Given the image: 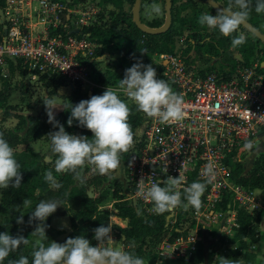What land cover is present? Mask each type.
<instances>
[{
	"label": "built area",
	"instance_id": "obj_1",
	"mask_svg": "<svg viewBox=\"0 0 264 264\" xmlns=\"http://www.w3.org/2000/svg\"><path fill=\"white\" fill-rule=\"evenodd\" d=\"M98 8L90 0H4L0 7L1 72H6L12 60L34 73L76 83L87 81L103 47V38L93 35L94 28H105ZM179 44L159 53L161 68L156 72L158 79L166 80L183 96L185 118L161 124L144 114L138 141L125 159L131 190L124 198L154 213L152 204L137 194L142 178L145 188L153 183L164 186L168 176L178 178L182 172V190L194 181L203 182V168L213 162L216 179L207 185L199 211L191 210L195 225L185 240L179 234L173 241L172 250L181 253L186 246L188 250L195 247L200 219H224L221 213H226L227 226L221 229L228 232L240 226V206H256L252 191L233 178L232 156L243 150L247 140L264 138V71L258 59L226 73L206 69L184 54Z\"/></svg>",
	"mask_w": 264,
	"mask_h": 264
},
{
	"label": "clouds",
	"instance_id": "obj_2",
	"mask_svg": "<svg viewBox=\"0 0 264 264\" xmlns=\"http://www.w3.org/2000/svg\"><path fill=\"white\" fill-rule=\"evenodd\" d=\"M252 10L251 0H229L228 6L219 8L216 14L202 13L198 23L202 27L218 30L222 36L231 37V47L236 48L246 42V35L240 31ZM255 12L264 14V0H256ZM162 8L153 3L149 15H160ZM123 92L128 100L135 103L137 109L148 118L158 119L161 124L179 122L185 118L184 98L172 90L164 79L157 78L156 69L152 64L145 65L137 60L132 67L125 70L123 79H119L118 89L107 87L102 95H94L90 99L81 100L70 106L71 115L68 125L78 121L79 126L93 133L87 136L69 134L55 115L54 99H43L48 115V122L58 131L50 132L51 151L56 156L54 171L61 174H72L80 183L85 180L84 169L91 166L99 175L110 176L121 162V156L128 153L134 146V132L129 123L131 109L125 100L120 98ZM65 110L66 108L63 107ZM243 150L255 153L259 151L256 142L249 139L243 145ZM214 163L209 161L203 168L204 181H194L181 190L184 181L183 173L178 178L168 176L164 186L153 183L145 188L144 179L137 183V194L152 204V211L157 215L172 213L178 207H192L199 211L202 196L206 187L216 179ZM45 179L55 187L57 185L53 171L45 173ZM23 180L21 165L15 157V150L0 134V189L19 188ZM30 201L25 199L27 207ZM63 206L58 200H41L31 212L28 223L36 224L32 235L41 241L48 239L46 221ZM141 211L137 209V215ZM17 223H24L23 213L17 217ZM63 227H67L65 223ZM94 239L98 241L93 246L85 236L69 237L66 242L51 241L49 244L38 243L32 251V264H145V260L130 251L114 247L111 235V224H101L93 229ZM30 243L23 235L13 236L7 232L0 233V264L21 246ZM10 264H29L28 257L21 256ZM228 264V259L224 260Z\"/></svg>",
	"mask_w": 264,
	"mask_h": 264
},
{
	"label": "trees",
	"instance_id": "obj_3",
	"mask_svg": "<svg viewBox=\"0 0 264 264\" xmlns=\"http://www.w3.org/2000/svg\"><path fill=\"white\" fill-rule=\"evenodd\" d=\"M82 1V0H80ZM143 0H141L142 2ZM187 2H191V4L194 6V9L191 11L193 12L195 10L196 1L195 0H186ZM220 4L224 6H228L229 0H217ZM102 3V7H104V4H111L114 7H118L120 10L114 15L112 18L110 24L107 28L103 27H96L93 29V35L97 37H104L107 35H112L114 33H120L121 36L128 40L130 42V45L127 46L125 50V60L123 63H119L116 66V71L119 73V77L117 79L119 83V79H123L125 75V70L132 67L134 63L137 62V60H142V62L147 64H152L153 59L149 55V49L155 50L157 52H163L171 49L170 43L175 41L176 37H180L181 34H175V30L173 29L172 23L170 24L169 28L163 32L160 33H147L140 30L133 21L128 22L126 19L131 17V12H128L124 9V3H131L133 4V0H100ZM140 2V8L142 6V3ZM173 2L172 0V14L174 13L173 10ZM204 3L212 9V11H216L212 6H210L207 2L204 1ZM255 3L256 0H251L252 4V10L251 13H255ZM4 4V0H0V7H2ZM179 8H184L185 3L180 2ZM264 15V14H261ZM141 20L150 26H158L162 24V20H159L158 18H153L151 20L145 21L140 16ZM250 22H252L255 26H257L260 30L264 32V29H262L258 23L252 21V19H248ZM185 22H191L192 24H196L198 28H203L199 23H196L194 19V15H184L181 16L179 19V25L184 24ZM121 24V26H120ZM176 29V28H175ZM240 31H243L246 35L247 39L246 42L236 48L231 47V37H225L220 35L218 37V42H210L208 46H205L207 49L211 50V47H221L225 50H231L238 52L243 59L244 63H248L249 60L252 59L253 55L257 53L260 48L255 47V43L253 42V38L255 40H258V38L249 30H247L245 27H241ZM180 33V31H179ZM248 33V34H246ZM263 45V44H262ZM264 46V45H263ZM262 59L264 60V55L262 56ZM13 61H8V67L7 69H11L13 67ZM17 64L21 65L19 62ZM25 67V66H23ZM26 68V67H25ZM214 68V65L208 66L206 65V69ZM1 69V68H0ZM13 69V68H12ZM1 71V70H0ZM120 71V72H119ZM42 74L41 77H46V74ZM3 76H6L5 74H1ZM55 75H52V77ZM60 77V76H57ZM8 81H4L3 88H8ZM9 95V88L8 93L4 90H0V99H3L2 102L6 101L7 97ZM81 100H87L86 94L83 93L80 90L79 86H75L70 93L69 97L65 98L64 106L66 110L63 108L61 111L55 113L56 119L65 127V130L69 134H74V132H77L81 136H87L91 138L93 136V133L88 130L87 128H82L79 126L78 121H73V125L69 126L67 121L69 116L71 115L70 106L78 104ZM132 115V109L133 104L130 106ZM129 116V117H130ZM40 116H31L30 122L28 127L26 128L27 135L30 137L40 135L41 132L46 126V122L41 121ZM47 115V120H48ZM134 118L132 119V123H134ZM48 126H52V129L55 128L52 124L48 122ZM23 126V124H22ZM43 128V129H42ZM58 129V128H56ZM0 134L3 135V137L9 142V144L14 148L15 150V157L18 160V162L21 165V172L23 176V180L21 182V186L19 188H9L4 189L3 193L5 194V197H2V203L3 207L8 209V218L6 221V229L11 235L15 236L13 233L9 231L10 225L17 224V217L23 213L24 216V225L27 226L29 230L34 231L36 224L39 221H36L33 224H29L28 220L31 215V212L35 209L37 204L41 200H58L62 203L63 206L58 207L57 211L53 214L58 215H68L70 222H71V230L65 234V236L62 238L60 243L66 242V240L69 237L75 238L77 236H85V238L89 239L93 246H96V241L94 239V232L93 229L99 227L101 224H104L107 226V224L110 223L109 221V215L111 214L109 210L103 209L100 207V204L107 200L112 199L114 208H115V214L122 218H127L126 225L122 226L118 223H110L112 226L113 231L115 232L117 237H121L123 239H132L136 242V245L133 244L132 248L130 249V252L133 254L143 258L141 254V250L143 246L146 245L145 239L146 236L152 235V234H159L165 229V219L164 215H157V214H145L143 209L138 208L141 211L140 215H137V207L132 202H129L124 197L125 194L131 190V187L128 185L127 180H124L127 187L124 188V191L122 189H114L110 191L109 193H105L104 190H101L100 192L91 195L87 191V183H85V180L83 183H75L73 179V175L68 174H61L59 175V178L57 179V185L53 187L52 185H48L44 183L45 179V167L48 165L49 162L44 161L42 157V162L44 165L39 166L38 159H33L30 161V164L32 165V168L30 169L28 162L23 159L27 156L28 152L25 150H18L16 148L17 144L22 142V138H19V136L14 133V131L8 130V135L4 134L2 130H0ZM33 139V138H31ZM30 139V140H31ZM128 153H124V166H125V159L127 158ZM35 157H38V154H36ZM233 178L237 182L249 186V187H256V188H262L264 189V152L261 153L257 158L254 159L253 165L247 169L244 170L243 165L240 162L233 163ZM123 182L121 181V185ZM27 199L30 201L29 205L27 207L23 206L22 208H18V203H23L24 200ZM139 204H137L138 206ZM243 214V213H242ZM244 214L248 216L245 211ZM243 214V215H244ZM50 216L48 217L46 224L48 227L46 228V234L48 239L41 241L40 243H44L45 245L49 244L54 239H57L58 235L62 233L61 229H56L53 227L50 222ZM242 222V219H241ZM242 224V228H243ZM175 235H177V230H173ZM22 235V232L21 234ZM23 236L25 237V233H23ZM38 244V243H37ZM33 246H21L19 250L16 252H13L3 261V264H10V261L18 260L21 256L28 257L29 264H32V251L34 247ZM197 246L200 245V242H197ZM184 264H185V260ZM188 264H195L196 260L194 257V254H190L189 259L187 260Z\"/></svg>",
	"mask_w": 264,
	"mask_h": 264
},
{
	"label": "rangeland",
	"instance_id": "obj_4",
	"mask_svg": "<svg viewBox=\"0 0 264 264\" xmlns=\"http://www.w3.org/2000/svg\"><path fill=\"white\" fill-rule=\"evenodd\" d=\"M90 1L91 3L96 2L98 5L101 6V8H98V15H100L99 17L101 18V22H103L105 28H107L114 15L120 9L118 7H114L111 4H104V7H102L101 5L102 3L100 2V0H90ZM195 1H196L195 10L191 12L194 9V6L191 4V2H187L186 0H174L173 2L174 13L172 14V21H171L173 25V29L175 30V34L173 35V37L176 34H181L180 37L175 38L178 39L177 40L178 43L180 42L179 45L181 50L183 51L184 54H188L189 57L199 62L200 65H208V66L214 65L215 69H218L219 71L224 70L225 72H228L229 70H231L232 67L230 68L227 63L234 62L236 57L233 56L232 54L227 55L225 50L222 49L220 46L217 47V49L215 47H211V50L205 47L208 46V44L212 41L218 42V37L221 35L218 30H211L208 29L207 27L198 28L196 24L194 23L192 24L191 22H185L184 24L179 25V19L181 16L184 15L193 14L196 23H198V17L202 13H209L213 15L216 14L215 11H212V9H210L204 3V0H195ZM180 2L185 3L184 8H179L178 5ZM141 3L142 6L140 8V16L142 17L143 20L148 21L153 18H158L159 20H162L163 23L165 18L164 0H143ZM153 3L159 4L161 6L162 13L160 15H156V14L149 15L150 6ZM124 9L127 10L128 12H131L132 10L131 3H124ZM249 19H252V21L258 23L259 26L264 29V21H263L264 19L261 14H257V13L255 14L250 12ZM126 20L128 22H131L132 18L129 17ZM252 40L255 43V47L260 48L259 50L262 51H258L257 53H255L250 62H253L256 59L261 60L262 56L264 55V46H263L264 44L259 39L255 40L253 38ZM172 46L176 47L175 41L170 43V47ZM159 53L161 52H157L155 50L149 49V55L153 59L152 66L155 69L161 68ZM108 60H107L108 63L106 61L107 63L106 67H104L105 71L113 72L115 69L116 58L111 56ZM19 69L23 71V74H21L20 77L11 75V77L14 76L13 78L14 83L16 82V87L12 88L10 92L11 95L10 101L13 102L10 103L12 107H10L8 110V97L4 102H2L3 99H0V130H2L3 133L6 135H8V130L14 131V133H16L19 136V138H22V142L17 144L16 148L19 151L25 150L28 152L27 154L28 157L25 156V158L23 159H25L28 162L30 169L32 168V165L30 164L31 160L38 159L39 166H41L44 165V163L42 162V160L44 159V161L49 162L48 165H46L45 167V172L52 170L53 175L57 181L60 173H56L54 171V161L56 159V156L52 153L51 148L50 149L47 148L50 141L46 142V140H50L49 137H47V135L50 132L58 131L59 129L56 128L52 129L51 127V129L48 130V132H46L45 137L44 136L42 137L44 139H38L39 137L42 136V134L30 137L29 135H27L25 129L27 125L22 128V124L24 123L28 124L30 122L31 116L41 115L40 117H38V119L40 118L41 121L43 120L44 116H47L46 107L44 105L43 99H54L56 102V106L60 107L58 109H55L54 111L55 113L59 112L63 106L65 97L71 88H60L59 86L66 83V81L63 80L62 78L59 77L57 78V76L52 77L51 75V76L31 79L27 75L24 76V74H28L27 70H25L27 68L23 69L21 67ZM10 72L7 69L6 72H4L6 76H3L1 74L4 73L0 71V90H4L7 93H8V88L7 89L3 88L4 86L3 84L5 80L8 81ZM96 74L97 73L94 70H91L87 81L81 83L74 82L75 86H79L80 88H82L81 90L83 92H86L88 99H90L94 95H102L103 92L107 89V87L118 89V85H119L117 81L119 77L118 72H115L114 76L110 79L108 78L105 79L106 72L103 75L99 74L98 77H96ZM21 83H25V86L22 85ZM92 83H98L99 85L97 84V86L95 87V85ZM101 89H103V91ZM54 92L56 94H52ZM119 95L120 98L122 100H125L129 106L133 104L132 115L129 117V123L131 124L133 132L135 134L134 136V141H135L134 145H135L138 141V136L139 133L141 132V128L143 125L144 113L139 111L135 103L128 100V98L126 97V95H124L123 92H120ZM133 118L135 119L134 123H132ZM74 134L79 135L77 132H74ZM36 154H38V157H35ZM44 154L46 155L45 157H47V159L44 158ZM260 154H261L260 152L257 153L254 159L257 158ZM245 156H248L245 160L246 164L244 165L245 168L244 170H247L253 165V162L251 161V158L249 156V151L242 150L241 157L244 158ZM123 157L124 154H122L121 156L120 166L115 171H113L110 174V176L99 175L98 173L92 170L91 166L85 167L84 169L85 183L88 182L87 191L89 194L94 195L101 190H104L105 193H110V191L116 188L120 190L122 189V191H124V188H128L124 181L126 180V176L124 172ZM121 181L123 182L122 185H121ZM74 182L78 183L79 181L74 179ZM44 183L51 185L46 179H44ZM3 190L4 189H0V233L8 232L5 229H6V221L9 214H8V209L3 207L2 197H5ZM127 200L135 204L133 199H127ZM23 206H24L23 203H18L19 209L22 208ZM100 207L110 211L111 213L109 215L110 223L113 222L117 223L112 217L113 215H115V208L112 200L103 201L100 204ZM139 207L140 206H137V209ZM193 209L194 208L192 207H188L187 209H184L183 207H178L174 212L167 213L164 215L165 229L159 234H152L146 236L145 239L146 245L143 246L142 250L140 251L143 256V259L145 260V264H184L183 253H180V251H177V249L172 250L175 246L173 245V241L176 238L175 237L176 235L173 230L178 231L177 235L182 234L183 237L182 240L186 239L185 235L187 234L188 231L191 230L192 225H195L196 223L195 218L192 217L193 213L191 212V210ZM240 209H241L240 215L237 214V217L239 218L238 219L239 223H241L240 218L241 219L244 218L245 216L244 211H246V209H244L243 206H240ZM248 211L250 212L252 210H249L248 208L247 212ZM221 215L224 216L225 220L227 219L226 213H221ZM122 219L124 220V225H125V223H127V218H122ZM224 219L221 218L217 219L218 225L221 228L227 226L224 224ZM217 222L216 220L212 221V220L200 219L198 223L199 234L196 242H199L200 240V233L203 226H206L212 232V229L214 230L213 228L214 223ZM10 226L11 227L9 231L13 233L15 236L21 234V232L22 235L23 233H25V238H28L30 241V243L27 246H33L37 243H40L39 237L32 235L33 231L29 230L26 225L17 223ZM67 230L68 231H65L66 233H68L71 230V228L70 229L68 228ZM66 233L59 234L57 239H54L53 241L60 243V241L62 240V238L65 236ZM114 233L115 232L112 229L111 234L114 240L112 246L119 248H121L122 246L123 250L130 251L133 244L136 245V242L132 239H127V238L123 239L121 237L114 238L113 235ZM97 244L98 243H96V245ZM183 246H185V244ZM167 251L170 252L167 253Z\"/></svg>",
	"mask_w": 264,
	"mask_h": 264
},
{
	"label": "crops",
	"instance_id": "obj_5",
	"mask_svg": "<svg viewBox=\"0 0 264 264\" xmlns=\"http://www.w3.org/2000/svg\"><path fill=\"white\" fill-rule=\"evenodd\" d=\"M262 16L264 19V15ZM102 38L103 39L101 42L103 43V47L97 52L96 57L93 60V65L91 67V70H94L97 73L96 77H98L99 74L103 75L106 72L105 79L107 78L110 79L114 76V73L116 71V66L119 63L124 62L125 50L127 46L130 45V42L124 39L120 33H114L112 35H107ZM226 53L227 55L232 54L233 56L236 57L234 62L227 63L230 68L231 67L234 68L238 64H244L242 56L236 51H231L228 49L226 50ZM235 54H238V55L236 56ZM111 56L116 58L115 69L113 71L114 73L105 71V68H104L106 67V64L109 61L108 59ZM250 61L251 60H249V62ZM260 63L263 65L260 70L264 71V60L261 59ZM12 65H13L12 67L13 69L8 68V71L12 72V73L10 72V75L8 77V83H9L8 84V88H9L8 110L10 107H12L10 103H13L12 101H10V97H11L10 92L12 88L16 87V82L14 83L13 78L14 76L20 77V75L23 74V71H21L19 68L22 67L23 69H25V67L17 63H13ZM25 70H27L28 74H24V76L27 75L31 79L39 78L42 76V74L34 73L29 69H25ZM220 72L226 73L224 70H221ZM11 75H14V76L11 77ZM33 75H36V76H33ZM59 78H62L63 80L66 81V83L59 86L60 88H71L65 97L67 98L69 97L70 93L75 87V84L74 82L68 81L64 79L63 77H59ZM21 84L25 86V83H21ZM92 84H94L96 87L98 83H92ZM81 89L82 88H80V90ZM94 89H97V88H94ZM101 90L103 91V89ZM83 93L86 94V92H83ZM52 94H56V93L54 92ZM64 102H63V106H64ZM63 106L61 110L63 109ZM42 121L46 122V126L44 129L42 128L43 129L42 136L39 137L38 139H44L42 137L43 136L45 137L46 132H48V130H50L52 127V126H48L49 124H48L47 116H44ZM28 125L29 123L28 124L24 123L22 128L26 126L25 127L26 129ZM48 141L50 140H46V142ZM256 144L259 147V151L255 153L249 152V156L252 162L257 153L264 152V138L262 135L256 141ZM50 146H51V143H49L47 148L50 149L51 148ZM241 153L242 151H239L235 155H233L232 162L233 163L240 162L244 168V165L246 164L245 160L248 156H245L244 158H242ZM45 156L46 155L44 154V158L47 159V157ZM123 164H124V159H123ZM124 172H125V166H124ZM247 187L250 189V191H252V193L256 197V206L253 208L249 207V210H252L250 212L249 211L247 212L248 208L246 209L245 213L248 216L246 215L244 216V218L242 219V222L240 223V226L232 228L228 232H225L224 230L221 229V227H219L217 220H216L217 223H214V226H213L214 230L212 229V232L206 226H203L201 233H200V240H199L200 245L199 246L195 245V247L191 250H188L189 248L186 246V250L184 252H181L183 253V259L186 261L185 264H188L187 260L189 259L191 253L194 254V257L196 260L195 264H224L225 259H228V264H264V189L256 188V187H249V186ZM107 200L109 201L112 199H107ZM112 217L118 224L122 226L124 225V220L122 219V217L116 214L113 215ZM49 222L56 229H61L62 230L61 234L66 233L65 231H68L67 229L71 228V222H70L68 215L52 214L50 216ZM65 223L67 224V227L62 228V226ZM242 224H244L243 228H242ZM113 235H114V238L117 237L115 233ZM121 249H123L122 246H121Z\"/></svg>",
	"mask_w": 264,
	"mask_h": 264
},
{
	"label": "water",
	"instance_id": "obj_6",
	"mask_svg": "<svg viewBox=\"0 0 264 264\" xmlns=\"http://www.w3.org/2000/svg\"><path fill=\"white\" fill-rule=\"evenodd\" d=\"M204 1L207 2L210 6H212L215 10H218L219 8L222 7L226 8V6L220 4L217 0H204ZM140 2L141 0H133L132 10H131L132 21L140 30L147 33H160L169 28L172 21V0H164L165 18L163 23L158 26L147 25L141 20ZM242 26L245 27L250 32H252L264 44V32L262 30H260L249 20ZM175 42L177 43V39H175ZM235 55L237 56L238 54Z\"/></svg>",
	"mask_w": 264,
	"mask_h": 264
}]
</instances>
